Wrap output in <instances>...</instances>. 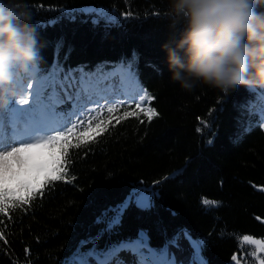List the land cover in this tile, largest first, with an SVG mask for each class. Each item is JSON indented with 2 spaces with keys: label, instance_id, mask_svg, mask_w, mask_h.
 I'll use <instances>...</instances> for the list:
<instances>
[{
  "label": "trees",
  "instance_id": "1",
  "mask_svg": "<svg viewBox=\"0 0 264 264\" xmlns=\"http://www.w3.org/2000/svg\"><path fill=\"white\" fill-rule=\"evenodd\" d=\"M11 2L30 14L42 75L57 61L60 39L58 60L65 73L80 67L95 73L100 65L111 72L127 66L135 53L145 99L142 105H93L67 122L61 130L77 127L63 143L64 154L60 144L46 149L47 173L59 167L62 178L45 183L47 173L37 176L34 190L42 187L34 196L11 190L28 200L13 204L10 198L7 212H0V264H64L80 240L104 227L95 223L97 216L134 187L155 190V207H130L119 235H105L99 250L141 230L160 248L186 229L206 242L207 264H256L244 237L264 240V129L259 114L248 109L258 105L261 89L241 85L225 93L198 84L185 91L172 82L162 45L178 38L184 22L168 15L170 0ZM85 7L104 8L118 23L93 26L91 14L81 11ZM256 10L264 12V0ZM71 109L68 102L58 110ZM149 109L155 113L151 119ZM205 199L218 205L206 206Z\"/></svg>",
  "mask_w": 264,
  "mask_h": 264
},
{
  "label": "snow or ice",
  "instance_id": "2",
  "mask_svg": "<svg viewBox=\"0 0 264 264\" xmlns=\"http://www.w3.org/2000/svg\"><path fill=\"white\" fill-rule=\"evenodd\" d=\"M84 11L95 15L96 18L91 21L93 26H99L101 21L105 22L106 27L118 23L116 17L104 8H89ZM51 23L55 24L56 21ZM63 47L64 41L60 39L55 46L57 61L46 75H42L43 70L39 64L35 65L27 79L31 82L27 84L17 82L18 94L14 98L0 103V164L6 166L8 157L19 159V153L34 147L51 148L60 144L63 155L65 151L63 143L68 139L69 134L74 133L77 125L73 124L72 127L67 128L66 132L61 129L65 128L67 122L78 112L85 111L88 105L99 103L96 100L99 93L111 90L115 94L116 85L110 82L117 78L119 90L131 94L133 98L139 96L141 101L145 99L144 96L139 95L140 84L134 70V63L137 59L135 53L127 66L121 63L114 66V70L111 72L104 71V66L100 65L95 73L85 72L83 67L65 73L58 60ZM70 52L71 48L68 49L69 54ZM65 59H67V55ZM77 72L79 76L76 75ZM29 89L31 92L28 91ZM68 102H71V111L65 113L58 110L61 105ZM248 109L253 115L258 112L260 119L264 121V96L260 97L258 107L256 104H250ZM153 114L155 113L152 109L146 113L149 115V119ZM261 126L264 127V124ZM251 130V125H249L244 129V132L247 133ZM51 131H55L56 134L48 135ZM212 142L209 141V143ZM62 176L61 168H53L47 173L45 183L60 180ZM20 187L29 195L34 196L42 185L35 190L27 183H22ZM157 195L155 190L134 187L120 204L105 209L97 216L95 223L104 227L95 236L80 240L77 248L65 259L64 264H126V260L121 258L122 253H131L134 257L133 264H184V261H178L171 252L173 248L183 250L180 245L182 239L187 241L191 249L188 264H207L203 257L206 242L203 239L193 238L186 229H182L174 237L167 239L160 248H153L150 245L148 234L141 230L135 238L110 242L103 250H99V241L105 235L109 237V240L113 235H119L118 229L122 226L123 217L130 207L135 205L137 209L150 211L155 207ZM10 198L13 204L21 200L25 202L28 200V197H20L7 189L0 191V212H7ZM202 203L209 207L218 205V202L206 199ZM244 240L250 244L264 246V241L252 240L247 236L244 237ZM89 245L91 247H87ZM86 247L87 250H85Z\"/></svg>",
  "mask_w": 264,
  "mask_h": 264
},
{
  "label": "clouds",
  "instance_id": "3",
  "mask_svg": "<svg viewBox=\"0 0 264 264\" xmlns=\"http://www.w3.org/2000/svg\"><path fill=\"white\" fill-rule=\"evenodd\" d=\"M260 0H170L182 20L178 38L162 45L169 78L182 90L198 84L228 92L264 89V12ZM37 38L23 5L0 0V103L18 94L39 63Z\"/></svg>",
  "mask_w": 264,
  "mask_h": 264
},
{
  "label": "rangeland",
  "instance_id": "4",
  "mask_svg": "<svg viewBox=\"0 0 264 264\" xmlns=\"http://www.w3.org/2000/svg\"><path fill=\"white\" fill-rule=\"evenodd\" d=\"M94 8V7H85L81 8V11L88 13L84 11L85 9ZM92 18L95 19V15L91 14ZM77 75V74H76ZM31 82L29 80H26L25 83ZM115 81H112L110 83H114ZM31 92V90H28ZM71 91V89H70ZM261 95L264 96V89H261ZM126 94L122 90H117L115 94L112 93L111 90L106 92H101L96 96V100L99 101V103H92L87 106V109L83 112H87L91 106H105V104H109L110 102L114 101H122L126 100L125 97ZM130 99L134 102H136L138 105H142L143 101L140 100L139 96H136L133 98L131 94ZM103 97V98H102ZM259 106V102L257 107ZM258 113V112H257ZM259 114V113H258ZM264 124V121L261 120V125ZM264 129V127H263ZM56 134L55 131H51L48 133V135H54ZM19 146V145H16ZM46 149L47 147L40 148V147H34L31 157L26 163H22L18 166V161L16 157H8L6 166L4 164H0V189H8L11 190H19L21 187L20 185L22 183H27L31 188H35L38 184V181H36L37 176H39L41 179L45 176L47 173L46 167L48 166L47 162V156H46ZM25 152L19 153V157L21 159V156H24ZM264 241V240H263ZM254 249V254L257 256V263L256 264H264V260L260 258V256L264 255V246L256 245V244H250ZM126 264H132L126 262Z\"/></svg>",
  "mask_w": 264,
  "mask_h": 264
},
{
  "label": "bare ground",
  "instance_id": "5",
  "mask_svg": "<svg viewBox=\"0 0 264 264\" xmlns=\"http://www.w3.org/2000/svg\"><path fill=\"white\" fill-rule=\"evenodd\" d=\"M32 151H33V148L25 151V154H24V156H21V159L18 155V157H19V159H17L18 166L21 165L22 163H26V161H28L30 159ZM180 245H181V248L183 249L182 251L179 249L173 248V249H171V252L173 255L176 256L178 261H184V264H188V261L191 257V249H190L187 241H185L183 239L180 241ZM121 258L125 259L126 262L133 264L134 257L131 253H122Z\"/></svg>",
  "mask_w": 264,
  "mask_h": 264
}]
</instances>
